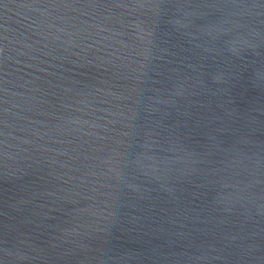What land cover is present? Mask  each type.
Listing matches in <instances>:
<instances>
[{"label":"water","instance_id":"water-1","mask_svg":"<svg viewBox=\"0 0 264 264\" xmlns=\"http://www.w3.org/2000/svg\"><path fill=\"white\" fill-rule=\"evenodd\" d=\"M0 264H264V0H0Z\"/></svg>","mask_w":264,"mask_h":264}]
</instances>
